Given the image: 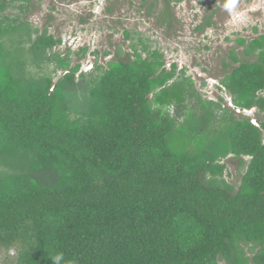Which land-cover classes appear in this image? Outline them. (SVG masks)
Wrapping results in <instances>:
<instances>
[{"label":"trees","instance_id":"obj_1","mask_svg":"<svg viewBox=\"0 0 264 264\" xmlns=\"http://www.w3.org/2000/svg\"><path fill=\"white\" fill-rule=\"evenodd\" d=\"M154 1L169 28L192 2ZM31 11L0 0V250L15 264H264V120L228 105L264 116V35L239 40L251 62L230 51L213 100L142 40L85 73L72 56L89 49L56 52Z\"/></svg>","mask_w":264,"mask_h":264},{"label":"rangeland","instance_id":"obj_2","mask_svg":"<svg viewBox=\"0 0 264 264\" xmlns=\"http://www.w3.org/2000/svg\"><path fill=\"white\" fill-rule=\"evenodd\" d=\"M154 2L149 0L145 8L141 0H32V11L27 19L40 31L48 28L51 35L63 39V46L56 50L63 56L70 46L74 53L88 48L83 61L75 54L72 56L73 65L82 64L84 72H89L96 62L106 67L119 51L123 58L133 55V46H139L142 40L153 51H160L169 70L172 65L178 66V72L186 70L187 77L193 80L202 96L217 100L221 92L216 84L224 78V62L229 63L230 51L241 54L242 62L253 61L243 55L245 48L239 45V40L250 43L264 35V0H236L231 9L225 7V0L185 2L173 9L172 28L163 26L164 3L151 10ZM108 8H113V15L106 14ZM215 10V26L204 33L196 32ZM18 14L14 10L7 13L8 16ZM127 32L131 40H127ZM140 49L145 54L142 46ZM94 52H99V57H95ZM107 52L109 57L104 56ZM203 83L207 86L203 87ZM257 113L255 111L252 117L264 120V116L259 117ZM226 163L231 175L228 181L239 187L240 176L245 171L236 161ZM15 256V250H0V264H15Z\"/></svg>","mask_w":264,"mask_h":264},{"label":"clouds","instance_id":"obj_3","mask_svg":"<svg viewBox=\"0 0 264 264\" xmlns=\"http://www.w3.org/2000/svg\"><path fill=\"white\" fill-rule=\"evenodd\" d=\"M235 3H236V0H227V3L225 5V7L231 9L235 5ZM70 49H72V46H70ZM94 69H95V67H93L89 72H85V73H91L92 71H94ZM82 71H83V67H82ZM251 111H253V114H254L256 110H251ZM252 115L250 117H251V119H253V121H255V124H256L257 120L254 119L252 117ZM52 260H53V264H62V261H64V254L63 253H59V254L55 255L54 257H52Z\"/></svg>","mask_w":264,"mask_h":264},{"label":"built area","instance_id":"obj_4","mask_svg":"<svg viewBox=\"0 0 264 264\" xmlns=\"http://www.w3.org/2000/svg\"><path fill=\"white\" fill-rule=\"evenodd\" d=\"M229 107H231L232 109L235 110V112L238 114V115H245L247 117H250L252 114H253V111L251 110H241V109H236V107L233 106V104L230 102L229 104Z\"/></svg>","mask_w":264,"mask_h":264},{"label":"snow or ice","instance_id":"obj_5","mask_svg":"<svg viewBox=\"0 0 264 264\" xmlns=\"http://www.w3.org/2000/svg\"><path fill=\"white\" fill-rule=\"evenodd\" d=\"M255 123V121H253Z\"/></svg>","mask_w":264,"mask_h":264}]
</instances>
